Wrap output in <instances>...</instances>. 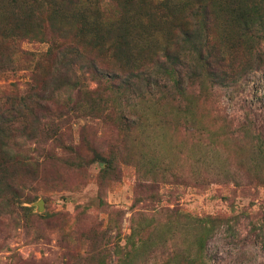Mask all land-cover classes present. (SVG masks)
I'll return each instance as SVG.
<instances>
[{
  "label": "rangeland",
  "instance_id": "374dc122",
  "mask_svg": "<svg viewBox=\"0 0 264 264\" xmlns=\"http://www.w3.org/2000/svg\"><path fill=\"white\" fill-rule=\"evenodd\" d=\"M240 4L231 19L229 0H218L211 21H200L208 25L202 44L220 36L224 77L165 36L161 46L140 47L153 74L132 98L107 87L101 100L111 103L95 114L85 94L69 113L43 98L30 105L31 139L0 137L24 155L22 163L0 158V264H264V0ZM251 8L262 17L248 33L238 22ZM141 30L137 39L149 40L148 25ZM47 47L21 42L0 92H22ZM167 47L177 60L159 59L166 72L153 57ZM99 64L117 70L107 56ZM92 78L79 75L89 90ZM13 99L0 97V116L24 124L29 113Z\"/></svg>",
  "mask_w": 264,
  "mask_h": 264
},
{
  "label": "trees",
  "instance_id": "16d2710c",
  "mask_svg": "<svg viewBox=\"0 0 264 264\" xmlns=\"http://www.w3.org/2000/svg\"><path fill=\"white\" fill-rule=\"evenodd\" d=\"M216 1L218 0H157L162 9L158 12L152 0H0V74L14 71L18 60L15 53L21 42L48 44L44 55L38 58L41 61L35 63L36 70L34 68L28 76L25 89L20 93L16 90L0 92V97L4 99L14 98L12 108L22 105L29 113L28 117L19 115L26 122L21 124L17 122L16 116L8 118V112H4L0 116V137L6 140L10 136L6 135L7 132L18 131L20 136L31 139L35 130L29 120L33 125L38 124L37 117L33 116L37 112L34 106L39 107L37 102L43 101V98H46V102L55 99L57 110L69 113L78 112L80 97L85 94L89 96L92 107L89 111L94 114L107 110L104 107L111 103L108 99L110 96L105 101L101 100L107 87L118 96L127 99L128 94L132 98L135 91L139 92L142 84L149 83L153 74L150 66L143 62L145 58L140 54V47L143 51L148 46V49L161 46L160 42L165 36L175 35L179 46H182L181 50L194 56L196 66H204L205 71L213 76L224 77L226 60L225 51L220 48V36L216 35L215 38L214 35L210 39L206 37V44H202L205 32L201 36L200 30L203 28L205 31L208 27L202 26L200 21H211L210 11ZM240 1L229 0L231 19V12L240 9L237 7L241 5ZM248 7L249 3L246 9ZM246 9L238 23H242L245 29L248 27L249 33L252 27H256L258 18L261 19L262 15L255 8H251L248 12L251 15L249 18ZM238 18L240 17L235 15L233 21L237 23ZM146 24L149 27L146 39L149 40L140 42L137 38L146 34V31L141 30L146 29ZM236 25L235 28L238 27ZM257 27H261L260 32L264 33L260 22ZM258 38L261 36L258 35ZM235 42L233 39L227 45ZM204 48L207 51L204 52ZM148 51L147 54L154 52ZM105 56L114 62L117 70L106 72L99 67L103 66L99 63ZM168 57L177 60L175 55H171L169 47L161 51L159 57H153V62L160 64L158 68L167 72L170 67L164 61ZM161 58L164 61L160 63ZM85 74L99 77L92 78L96 82V88L89 90L82 85L79 75L83 77ZM71 81L74 82L70 83ZM73 92L74 100L71 95ZM61 93H64L63 98ZM94 98L97 99L96 104ZM31 104L34 106H30ZM99 104L100 108L96 109ZM118 110L116 109L117 112ZM12 112L15 115L17 113L15 110ZM123 113L124 111L118 114L126 117ZM0 156L7 157L8 161L22 163L24 155L16 153L6 142L0 141ZM138 186L143 188L144 184ZM206 219L211 220L208 217ZM192 221L205 223L197 217L192 218Z\"/></svg>",
  "mask_w": 264,
  "mask_h": 264
},
{
  "label": "water",
  "instance_id": "95a60500",
  "mask_svg": "<svg viewBox=\"0 0 264 264\" xmlns=\"http://www.w3.org/2000/svg\"><path fill=\"white\" fill-rule=\"evenodd\" d=\"M39 204H40V201H38V203H37V207H38V208L40 207V205H39Z\"/></svg>",
  "mask_w": 264,
  "mask_h": 264
}]
</instances>
